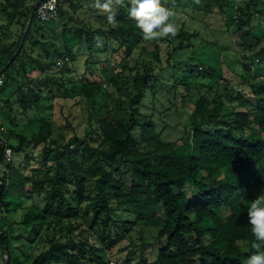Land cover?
<instances>
[{"label": "trees", "instance_id": "obj_1", "mask_svg": "<svg viewBox=\"0 0 264 264\" xmlns=\"http://www.w3.org/2000/svg\"><path fill=\"white\" fill-rule=\"evenodd\" d=\"M38 1L43 0H0V70L15 52ZM95 3L65 0L66 8L61 0L57 19L64 22V50L53 49L52 53L46 41L38 38L44 40V25L57 19L38 25L33 15L20 51L0 73L2 88L11 87L14 92V100L0 98L2 116L14 127L22 119L25 125L38 129L31 137L19 134L16 142L5 143L0 138V253L6 255L2 264H22L14 250V241L20 237L12 235L10 218L24 198L29 204L21 215L22 223L36 232L45 225L47 231L46 247L31 264H106L104 254L134 227L154 229V243H129L127 262L135 258L132 252H138L136 264H245L255 251L247 222L248 206L255 199L249 193L250 181L264 168V137L259 136L264 134V81L251 84L253 61L257 62L256 72L264 76V29L260 39L252 33L256 14L264 16V3L161 0L174 13L180 10L193 20L235 8L224 26L230 44L219 46L237 54L236 63L228 64L226 70L239 81L241 90L229 82L222 89L214 88L211 83L223 75L210 66L199 76L198 65L174 61L198 36L185 29L184 22L175 37L149 40L128 15L130 0L113 4L114 24ZM82 9L90 15L74 32L76 52L65 37ZM178 20L175 15L170 17L175 25ZM69 57L73 62L82 58L89 72L93 65L107 63L110 73L106 83L85 81L80 75L63 82L62 76L69 75L65 69ZM58 61L63 62L62 68ZM157 68L173 74L168 85L172 100L157 97L162 88L156 86L161 83ZM200 79L209 83L201 84ZM67 86L87 100L101 95L111 100L106 87L119 96L113 109L101 114L83 139L65 141L61 134L54 139V123L42 117L51 108L54 90L68 96ZM244 87L251 97L245 95ZM193 88L196 95L190 100ZM147 97L152 102L149 116L140 111ZM156 104L164 106L168 116L184 104L190 107L187 125L176 141L162 139V132L157 131L153 119ZM157 116L163 122L162 114ZM9 136L11 140V132ZM40 144L43 147L35 157L34 149ZM6 148L17 157V164L9 162L3 169ZM32 161L36 166L27 172ZM223 210L228 212L225 216ZM87 225L97 235L100 248L88 244ZM146 253L154 259L148 261Z\"/></svg>", "mask_w": 264, "mask_h": 264}, {"label": "rangeland", "instance_id": "obj_2", "mask_svg": "<svg viewBox=\"0 0 264 264\" xmlns=\"http://www.w3.org/2000/svg\"><path fill=\"white\" fill-rule=\"evenodd\" d=\"M246 1V0H245ZM241 2V1H240ZM65 0H62V6L68 8L67 5L64 4ZM264 3V0H257V4L260 5ZM71 13L72 10L68 9ZM234 10L228 9L226 14L218 15V14H208L202 19L200 17L196 19H192L185 12H180L177 10L175 16L178 17V21L176 23L177 33L178 28L184 22L185 29H188L191 32L197 33L198 36L189 43L190 48L184 51L182 54L174 56V61H181L186 63L185 65L193 66L198 65L197 71L203 75L206 67H212L216 69L219 73L221 71L223 78H220L219 81L211 83L214 88H223L227 82L231 83L235 89L241 88L238 86L239 81L231 75L227 70L226 66L228 64L236 63V59L238 58L237 54L232 52L229 49L224 47L220 48L219 45L230 44L229 34L226 32L225 21H228L231 16H234ZM105 15V13H103ZM86 15H90L87 13V10L82 9L77 12V16L73 18L72 24L68 27V33L65 39L68 41L70 46L77 48L78 52V44L74 32L83 25L86 20ZM255 24L252 26V33L258 38H261L264 29V16H257L256 14ZM2 23V21H0ZM37 23V21H35ZM0 23V25H1ZM257 23V24H256ZM38 25L39 22H38ZM64 22L57 19L55 22L44 25L42 35L45 37L44 40L38 38L39 42L46 41L47 49L52 53L53 49L64 50V44L62 38V30H63ZM43 26V25H42ZM47 28L51 30L48 31ZM14 32V31H13ZM13 32H11L13 34ZM158 39V38H156ZM154 40V39H153ZM176 42V41H175ZM54 43L55 47L52 48V44ZM264 43V42H263ZM27 45V44H25ZM38 46H36L37 48ZM161 47H164V44H161ZM236 50L239 51L240 48L236 47ZM258 50V48H256ZM82 52V50H80ZM255 51L251 52L252 54ZM194 53L195 57L192 58L191 54ZM165 51L162 49L161 55L164 57ZM252 54H247V57H251ZM241 54L239 53V57ZM67 61V60H66ZM221 62V63H220ZM249 62V60H247ZM132 63V62H131ZM251 63V60L250 62ZM257 62L253 61L252 63V71H253V79L251 80L252 85H258L261 81H264V76L260 74V72H256ZM57 66L62 68L63 62L58 61ZM91 72L85 70L84 60L81 58L76 62H73L69 57L66 62V71L69 74L68 76H62L63 82L68 81L69 78L73 79L76 75H80V78L84 77L85 81H97V82H105V77L109 76V66L107 63H99L98 65H93ZM156 74L159 75V80L161 83H158L156 86L162 87L161 91L158 92L157 97L172 100V90L168 86L172 81L173 74L170 71H162L160 68L156 69ZM180 77V75H178ZM201 84L209 83L207 79H200ZM206 86V85H205ZM69 90L68 96L63 91H59L57 89L54 90V97L50 96L51 108L45 113L42 114V117L49 118V121L54 123V131L52 137L55 139L58 134L64 136L65 141L71 139L72 137H77L79 139H83L87 132H90L92 127L95 125L97 118L108 111L110 108L113 109L115 99H118L117 93L113 92L111 87L107 88V93L112 94V99L108 100L106 96H97L92 100H87L82 96L77 94V90L70 91V86H67ZM193 88L192 92L189 94L190 100L195 99L196 91ZM203 90V89H202ZM201 90V91H202ZM244 93L247 97H251V94L247 87L243 88ZM170 91V92H167ZM182 94H178V99L180 100ZM13 97V98H12ZM0 98L2 99H13L14 100V92L11 87H4L0 90ZM107 99V100H106ZM178 100V104H180ZM182 105V104H180ZM169 106V105H168ZM184 104L183 108L178 109L176 113H172V116H168L163 108L164 106H160L156 104L157 112L153 115V119L155 121V125L157 131L162 132V139L166 141H176L182 134V128L187 125L188 116L191 113L190 107H186ZM126 108V105L124 106ZM17 106H15V109ZM152 102L150 98H146L144 100V106L141 107L140 111L142 115L149 116L152 113ZM240 111V110H238ZM1 113V111H0ZM158 113L162 114V120L158 118ZM171 114V113H169ZM30 117H33V113L29 114ZM22 120V119H20ZM18 120V126L14 127L10 125L8 121L0 114V138L6 143V141H17V136L19 134L27 135L31 137V135L36 134L37 127L32 125H25L24 122ZM168 124V126H164ZM12 133V139L10 140L9 133ZM260 137H264V134H259ZM43 144H40L34 149L35 157L38 156L39 151L42 149ZM74 149V148H71ZM74 151V150H73ZM20 159V157H18ZM18 159V160H19ZM17 157L13 154L7 160L5 158V165L3 164V169H5L9 162H17ZM17 164V163H16ZM36 163L31 162L28 164L26 171L31 167H35ZM257 175L253 177L250 181L251 190L250 194L257 198L261 194V190L264 189V168L261 170H257ZM251 198V197H250ZM248 199L249 202L251 199ZM29 204L24 198L22 204L18 208L17 213L13 214L10 218V222L12 223L11 230L12 235L15 237H20L19 240L14 241V250L17 252L16 258L22 262V264H31L33 259L41 253L45 247L46 243L44 241V235L47 232L46 226L44 225L39 231H32L31 225H24L21 221V215L26 213V207ZM228 212L223 210L222 215H226ZM129 216L127 219H131ZM5 230L7 227L4 228ZM85 233L87 236V241L89 245H95L97 248H100V245L97 242V235L88 230V225L84 226ZM154 229L143 228L142 230L139 227L132 228L129 232L124 234V240L118 243L116 246L111 247L109 254H104V261L106 264H136L139 262V254L138 252H132V256L135 257L132 262H127V250L126 246L130 244H141L143 242L152 244L154 243ZM122 251V252H120ZM12 252V251H11ZM10 252V253H11ZM148 261H152L154 259L153 254L146 253L145 254ZM13 256V254H12ZM2 259H6V255L0 253V264H2ZM12 264V263H11Z\"/></svg>", "mask_w": 264, "mask_h": 264}, {"label": "clouds", "instance_id": "obj_3", "mask_svg": "<svg viewBox=\"0 0 264 264\" xmlns=\"http://www.w3.org/2000/svg\"><path fill=\"white\" fill-rule=\"evenodd\" d=\"M121 0H96L95 6L102 13L107 14L110 24L116 22V13L113 10L114 3ZM128 15L135 19V23L142 30L145 39H156L160 37H175L177 27L170 22V17L175 13L161 4V0H130ZM100 38L97 37V40ZM247 222L251 226L254 240L251 244L255 251L246 257L245 264H264V189L261 194L251 201L247 209Z\"/></svg>", "mask_w": 264, "mask_h": 264}, {"label": "built area", "instance_id": "obj_4", "mask_svg": "<svg viewBox=\"0 0 264 264\" xmlns=\"http://www.w3.org/2000/svg\"><path fill=\"white\" fill-rule=\"evenodd\" d=\"M60 4H61V0L41 1L34 11V16H35L36 21L43 23V24L55 21L58 17V10H59ZM3 84H4V79H3V76L0 75V89L2 88ZM11 155H12L11 150L6 148L4 157L7 160H9Z\"/></svg>", "mask_w": 264, "mask_h": 264}, {"label": "water", "instance_id": "obj_5", "mask_svg": "<svg viewBox=\"0 0 264 264\" xmlns=\"http://www.w3.org/2000/svg\"><path fill=\"white\" fill-rule=\"evenodd\" d=\"M39 3H40L39 1L36 2L35 5L33 6V9L30 11V14H29V16H28L27 22H26V24H25V26H24V29H23V31H22V34H21V37H20L19 43H18V45H17V48H16L15 52L13 53L12 57L10 58V60L8 61V63L6 64V66L3 67V68L0 70V73H2V72H3V71H4V70H5V69H6V68H7V67L13 62L15 56H16V55L18 54V52L20 51V49H21V47H22V44H23V41H24V39H25V37H26V35H27V32H28V30H29V25H30L31 20H32V18H33L34 11H35V9L37 8V6H38ZM5 264H7V261H5Z\"/></svg>", "mask_w": 264, "mask_h": 264}]
</instances>
